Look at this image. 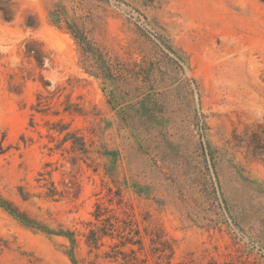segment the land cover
Returning a JSON list of instances; mask_svg holds the SVG:
<instances>
[{
	"label": "rangeland",
	"instance_id": "obj_1",
	"mask_svg": "<svg viewBox=\"0 0 264 264\" xmlns=\"http://www.w3.org/2000/svg\"><path fill=\"white\" fill-rule=\"evenodd\" d=\"M263 120L264 0H0V264H264Z\"/></svg>",
	"mask_w": 264,
	"mask_h": 264
},
{
	"label": "trees",
	"instance_id": "obj_2",
	"mask_svg": "<svg viewBox=\"0 0 264 264\" xmlns=\"http://www.w3.org/2000/svg\"><path fill=\"white\" fill-rule=\"evenodd\" d=\"M244 134L245 146L248 152L253 158H260L264 161V120L263 123H257L254 128L250 129V133L246 130ZM0 206L9 211L19 220L25 223L33 224V222L29 221L23 213L19 212L8 201L0 200ZM61 233L68 236L71 242H73V238L69 232Z\"/></svg>",
	"mask_w": 264,
	"mask_h": 264
}]
</instances>
